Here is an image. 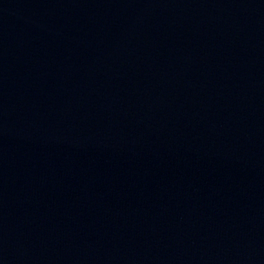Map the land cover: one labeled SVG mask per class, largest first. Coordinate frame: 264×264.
Masks as SVG:
<instances>
[{
	"label": "water",
	"instance_id": "water-1",
	"mask_svg": "<svg viewBox=\"0 0 264 264\" xmlns=\"http://www.w3.org/2000/svg\"><path fill=\"white\" fill-rule=\"evenodd\" d=\"M0 264H264V0H0Z\"/></svg>",
	"mask_w": 264,
	"mask_h": 264
}]
</instances>
